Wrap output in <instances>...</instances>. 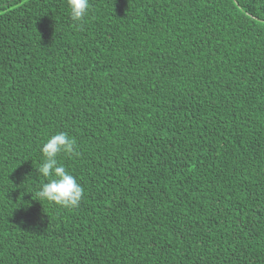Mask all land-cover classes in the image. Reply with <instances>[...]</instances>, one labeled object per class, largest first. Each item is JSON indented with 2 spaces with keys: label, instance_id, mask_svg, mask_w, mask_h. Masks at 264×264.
Wrapping results in <instances>:
<instances>
[{
  "label": "trees",
  "instance_id": "obj_1",
  "mask_svg": "<svg viewBox=\"0 0 264 264\" xmlns=\"http://www.w3.org/2000/svg\"><path fill=\"white\" fill-rule=\"evenodd\" d=\"M0 264H264V0H0Z\"/></svg>",
  "mask_w": 264,
  "mask_h": 264
},
{
  "label": "clouds",
  "instance_id": "obj_2",
  "mask_svg": "<svg viewBox=\"0 0 264 264\" xmlns=\"http://www.w3.org/2000/svg\"><path fill=\"white\" fill-rule=\"evenodd\" d=\"M66 4L74 22H81L89 14L90 0H66ZM76 148L75 138L65 132L55 133L42 143L40 152L43 160L36 171L46 178V182L36 192V200L48 201L70 210L79 206L84 188L58 159L61 155H79Z\"/></svg>",
  "mask_w": 264,
  "mask_h": 264
}]
</instances>
